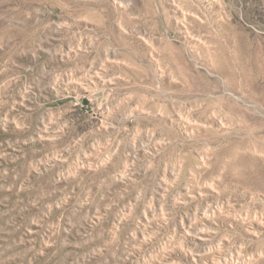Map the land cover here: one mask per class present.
Instances as JSON below:
<instances>
[{"label": "rangeland", "instance_id": "374dc122", "mask_svg": "<svg viewBox=\"0 0 264 264\" xmlns=\"http://www.w3.org/2000/svg\"><path fill=\"white\" fill-rule=\"evenodd\" d=\"M0 264H264V0H0Z\"/></svg>", "mask_w": 264, "mask_h": 264}]
</instances>
